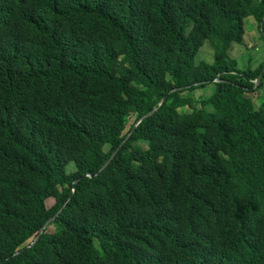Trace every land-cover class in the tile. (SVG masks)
Returning <instances> with one entry per match:
<instances>
[{"label":"trees","instance_id":"16d2710c","mask_svg":"<svg viewBox=\"0 0 264 264\" xmlns=\"http://www.w3.org/2000/svg\"><path fill=\"white\" fill-rule=\"evenodd\" d=\"M263 15L0 0V264H264V59L229 54Z\"/></svg>","mask_w":264,"mask_h":264},{"label":"rangeland","instance_id":"374dc122","mask_svg":"<svg viewBox=\"0 0 264 264\" xmlns=\"http://www.w3.org/2000/svg\"><path fill=\"white\" fill-rule=\"evenodd\" d=\"M245 30L243 34V41L241 43L234 42L230 48L229 54L237 61L238 68L244 69L248 66H256L262 59H264V39L261 38V31L258 28L257 21L249 16L245 19ZM213 58V49L210 47L207 41L199 49L198 53L194 57V61L201 60L211 61ZM214 86L212 83L207 84L204 87L195 89L192 94L195 98H203L208 96ZM256 94L255 92L252 93ZM256 100V99H255ZM133 121V117L130 118L126 129ZM74 169L73 163H70L67 170ZM54 200L52 198L46 200V205L50 206Z\"/></svg>","mask_w":264,"mask_h":264},{"label":"water","instance_id":"95a60500","mask_svg":"<svg viewBox=\"0 0 264 264\" xmlns=\"http://www.w3.org/2000/svg\"><path fill=\"white\" fill-rule=\"evenodd\" d=\"M263 18H264V15H263ZM261 76H262V73H260V74L258 75V77L256 78V82H255L256 85H257V83L259 82ZM43 228H44V226L42 227V229H43ZM42 229H41V230H42ZM41 230H40V231H41ZM40 231H39V233H40ZM39 233L35 236L33 242H31V243H34V242L36 241V239H37L38 236H39Z\"/></svg>","mask_w":264,"mask_h":264}]
</instances>
